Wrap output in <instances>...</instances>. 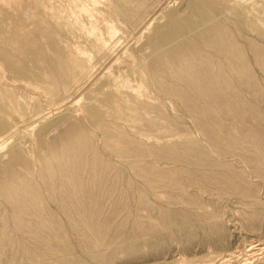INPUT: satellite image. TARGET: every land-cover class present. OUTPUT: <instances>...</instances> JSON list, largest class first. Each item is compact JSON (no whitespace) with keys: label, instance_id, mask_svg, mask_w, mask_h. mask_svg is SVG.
Here are the masks:
<instances>
[{"label":"rangeland","instance_id":"rangeland-1","mask_svg":"<svg viewBox=\"0 0 264 264\" xmlns=\"http://www.w3.org/2000/svg\"><path fill=\"white\" fill-rule=\"evenodd\" d=\"M263 246L264 0H0V264Z\"/></svg>","mask_w":264,"mask_h":264},{"label":"bare ground","instance_id":"bare-ground-1","mask_svg":"<svg viewBox=\"0 0 264 264\" xmlns=\"http://www.w3.org/2000/svg\"><path fill=\"white\" fill-rule=\"evenodd\" d=\"M86 18V17H85ZM80 25H82V24H80ZM80 29V28H79ZM19 120V119H18ZM257 246H262V245H260V244H256V245H254V246H251L249 249H248V251L253 255V256H255L257 253H258V251H262L263 249H256V247ZM264 247V246H263ZM229 257L231 258V255H229ZM230 259H226V261L225 262H228Z\"/></svg>","mask_w":264,"mask_h":264}]
</instances>
